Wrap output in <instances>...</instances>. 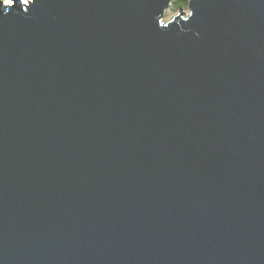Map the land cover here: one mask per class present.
Masks as SVG:
<instances>
[{"label": "water", "instance_id": "1", "mask_svg": "<svg viewBox=\"0 0 264 264\" xmlns=\"http://www.w3.org/2000/svg\"><path fill=\"white\" fill-rule=\"evenodd\" d=\"M172 1L0 3V264H264V0Z\"/></svg>", "mask_w": 264, "mask_h": 264}, {"label": "rangeland", "instance_id": "2", "mask_svg": "<svg viewBox=\"0 0 264 264\" xmlns=\"http://www.w3.org/2000/svg\"><path fill=\"white\" fill-rule=\"evenodd\" d=\"M31 0H20L19 3H21L23 6H25L26 4L30 3ZM173 2V1H172ZM172 2L168 8V11H167V18H170L171 16L177 14L181 9L183 10V13L184 14H188V10L187 8L186 9H183V8H180V9H173V6H172ZM0 3H2L3 5H10L8 3H11V0H7V3L5 2V0H0Z\"/></svg>", "mask_w": 264, "mask_h": 264}, {"label": "trees", "instance_id": "3", "mask_svg": "<svg viewBox=\"0 0 264 264\" xmlns=\"http://www.w3.org/2000/svg\"><path fill=\"white\" fill-rule=\"evenodd\" d=\"M189 0H174L172 2L173 9H186L188 5Z\"/></svg>", "mask_w": 264, "mask_h": 264}, {"label": "snow or ice", "instance_id": "4", "mask_svg": "<svg viewBox=\"0 0 264 264\" xmlns=\"http://www.w3.org/2000/svg\"><path fill=\"white\" fill-rule=\"evenodd\" d=\"M20 2V0H11V3H8V4H10V5H12V6H15L16 4H18ZM31 5H29V7H30ZM25 11H27V9H25Z\"/></svg>", "mask_w": 264, "mask_h": 264}, {"label": "clouds", "instance_id": "5", "mask_svg": "<svg viewBox=\"0 0 264 264\" xmlns=\"http://www.w3.org/2000/svg\"><path fill=\"white\" fill-rule=\"evenodd\" d=\"M5 2L7 3V0H5Z\"/></svg>", "mask_w": 264, "mask_h": 264}]
</instances>
